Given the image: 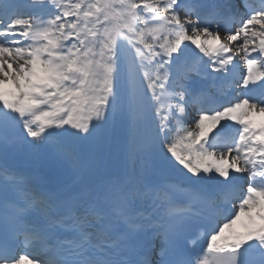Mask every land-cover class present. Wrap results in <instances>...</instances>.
Listing matches in <instances>:
<instances>
[{"label": "snow or ice", "instance_id": "6c2138e0", "mask_svg": "<svg viewBox=\"0 0 264 264\" xmlns=\"http://www.w3.org/2000/svg\"><path fill=\"white\" fill-rule=\"evenodd\" d=\"M41 5L52 14L24 11ZM201 7L196 0H0V128L22 127L33 163L48 151L77 165L56 139L95 138L118 109L131 118L134 154L135 129L150 112V146L164 161L198 178L192 183L207 177L221 186L206 199L183 182L129 178L69 194L0 168V264H264V0L223 12L209 3L203 15ZM237 65L245 72L239 80ZM217 80L221 95L233 94L226 103L211 96ZM232 174L248 181L246 189L230 187ZM197 218H207L211 232L190 260L183 240Z\"/></svg>", "mask_w": 264, "mask_h": 264}, {"label": "bare ground", "instance_id": "6f19581e", "mask_svg": "<svg viewBox=\"0 0 264 264\" xmlns=\"http://www.w3.org/2000/svg\"><path fill=\"white\" fill-rule=\"evenodd\" d=\"M36 7L37 10L44 12L41 13L44 16H48L47 14L52 10L47 5ZM52 11L49 15L52 14ZM238 69L241 71V76L245 74L243 65H237L233 72L238 71ZM193 79L199 78L193 77ZM216 82L221 84L219 80ZM199 83L203 87H207L213 81L211 79H200ZM121 91L123 102L126 101V88H124L123 83L121 84ZM252 118L257 123L262 119V117L256 115ZM127 127L129 128L128 135L126 133ZM131 127L132 121L127 111L118 109L109 116L106 126L97 137L85 140V146L83 145L82 151H78L73 146L67 147L73 153L77 166L48 151L43 154L38 163H33L28 155L27 146L22 139L25 135L22 127L15 125L13 128L16 138L13 141L5 140L4 143H0V152L4 161L3 168L17 172L38 171L42 177L34 185L35 187L50 192L67 191L69 194L76 193L85 186L88 189L97 190L105 184L125 181L129 178L138 180L142 185L152 186L158 185V182L165 178H172L186 185L198 179L191 178L189 180L181 175L183 170L178 165L173 167L167 164L160 149L150 146L154 134V125L152 124L150 112L141 116L135 129L134 142L136 151L134 154L129 152V144L133 139L130 134ZM56 140L59 144H64L61 137ZM142 140L144 141L143 143H141ZM232 175L236 177V174ZM244 179V177H236L233 182L237 180L243 181ZM200 182L208 187H221L218 184L210 183L207 177Z\"/></svg>", "mask_w": 264, "mask_h": 264}, {"label": "rangeland", "instance_id": "374dc122", "mask_svg": "<svg viewBox=\"0 0 264 264\" xmlns=\"http://www.w3.org/2000/svg\"><path fill=\"white\" fill-rule=\"evenodd\" d=\"M181 19H183L182 17H181ZM196 118V117H195ZM195 118H193V119H195ZM192 127V125L190 124L189 125V128H191ZM62 138V142L64 143V145H66V147H69V146H73V147H75V148H77V150L79 151V150H83V148H84V146H85V140H81V141H78V142H70V141H67L65 138H63V137H61ZM144 141L142 140L141 141V143H143ZM84 145V146H83ZM76 150V149H75ZM76 150V151H77ZM81 150V151H82Z\"/></svg>", "mask_w": 264, "mask_h": 264}, {"label": "water", "instance_id": "95a60500", "mask_svg": "<svg viewBox=\"0 0 264 264\" xmlns=\"http://www.w3.org/2000/svg\"><path fill=\"white\" fill-rule=\"evenodd\" d=\"M0 133L3 134L8 140H12L15 137L13 126H8L6 128H0Z\"/></svg>", "mask_w": 264, "mask_h": 264}]
</instances>
